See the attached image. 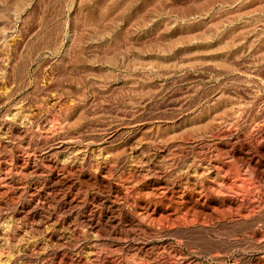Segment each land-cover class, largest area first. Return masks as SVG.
Masks as SVG:
<instances>
[{
  "label": "rangeland",
  "instance_id": "rangeland-1",
  "mask_svg": "<svg viewBox=\"0 0 264 264\" xmlns=\"http://www.w3.org/2000/svg\"><path fill=\"white\" fill-rule=\"evenodd\" d=\"M0 264H264V0H0Z\"/></svg>",
  "mask_w": 264,
  "mask_h": 264
}]
</instances>
